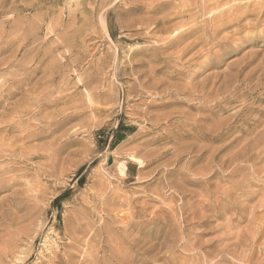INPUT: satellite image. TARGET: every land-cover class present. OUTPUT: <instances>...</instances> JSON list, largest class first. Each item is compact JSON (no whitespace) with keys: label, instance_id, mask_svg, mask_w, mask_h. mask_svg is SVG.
<instances>
[{"label":"rangeland","instance_id":"1","mask_svg":"<svg viewBox=\"0 0 264 264\" xmlns=\"http://www.w3.org/2000/svg\"><path fill=\"white\" fill-rule=\"evenodd\" d=\"M0 91V264L264 263V0H0Z\"/></svg>","mask_w":264,"mask_h":264},{"label":"bare ground","instance_id":"2","mask_svg":"<svg viewBox=\"0 0 264 264\" xmlns=\"http://www.w3.org/2000/svg\"><path fill=\"white\" fill-rule=\"evenodd\" d=\"M183 1H184V0H183ZM186 1L188 2V0H186ZM194 1H195V0H194ZM202 1H203V0H202ZM181 2H182V1H181ZM210 2H211V1H210ZM210 2H209V3H210ZM214 2H215V1H214ZM138 3H140V2H138ZM164 3H165V2H164ZM167 3H168V2H167ZM169 3H170V2H169ZM171 3H172V2H171ZM215 3H216V2H215ZM218 3H219V2H218ZM135 4H136V2H135ZM157 4H159V3H157ZM161 4H162V3H161ZM201 4H202V2H201ZM201 4H199V6H201ZM212 4H213V3H212ZM216 4H217V3H216ZM137 5L140 6V4H137ZM173 5H174V4H173ZM187 5H188V4H187ZM187 5H186V6H187ZM196 5H197V4H196ZM196 5H195V6H196ZM205 5H207V3H205ZM134 6H135V5H134ZM171 6H172V5H171ZM171 6H170V7H171ZM176 6H177V5H176ZM199 6H198V7H199ZM213 6H214V5H213ZM213 6L210 5L209 7L212 8ZM132 7H133V6H132ZM173 7H174V6H173ZM177 7H178V6H177ZM196 7H197V6H196ZM207 7H208V6H207ZM207 7H205L204 5H202L201 8H200V10H201V11H205V9H206ZM136 8H137V7H136ZM155 8H156V7H155ZM178 8H179V7H178ZM180 8H181V6H180ZM182 8H184V6H183ZM186 8H187V7H186ZM186 8H185V9H186ZM210 8H209V9H210ZM215 8H216V6H215ZM219 8H221V7H219ZM92 9H93V8H92ZM171 9L174 10V8H171ZM185 9H184V10H185ZM209 9H208V10H209ZM213 9H214V7H213ZM213 9H212V11H213ZM150 10H151V9H150ZM194 10H195V9H194ZM146 11H147V10H146ZM146 11H145V12H146ZM148 11H149V10H148ZM162 11H163V10H162ZM174 11H175V10H174ZM187 11H188V10H187ZM187 11H183L182 13H181V12H180V13H181V14H185ZM191 11H192V10H191ZM210 11H211V9H210ZM170 12H171V11H170ZM216 12H217V10H216ZM226 12H227V11H226ZM154 13H155V12H154ZM176 13H177V11H176ZM198 13H199V12H198ZM171 14H172V12H171ZM187 14H188V13H187ZM209 14H210V13H209ZM219 14H220V13H219ZM222 14H223V13H222ZM225 14H226V13H225ZM147 15H148V14H147ZM149 15H150V14H149ZM167 15H168V14H167ZM185 15H186V14H185ZM220 15H221V14H220ZM154 16H155V15H154ZM176 16H177V15H176ZM176 16H175V17H176ZM192 16H193V15H192ZM205 16H207V13H206ZM223 16H224V15H223ZM223 16H222V17H223ZM149 17H150V16H149ZM164 17H165V16H164ZM183 17H184V16H183ZM219 17H220V16H219ZM141 18L144 19L145 17L143 16V17H141ZM151 18H152V17H151ZM153 18H157V17H153ZM161 18H162V17H161ZM161 18H159V19H161ZM166 18H167V20H168V16H166ZM208 18H209V17H208ZM216 19H217V16H213V17L211 18V20H214V21H215ZM155 20H156V19H155ZM157 20H158V19H157ZM188 20H189V19H188ZM188 20H187V21H188ZM190 20H191V19H190ZM193 20H194V19H193ZM207 20H208V19H207ZM207 20H206V21H207ZM209 20H210V19H209ZM137 21H138V20H137ZM137 21H136V22H137ZM140 21H141V19H140ZM144 21H146V20H144ZM163 21H164V20H163ZM163 21H162V22H163ZM147 22H148V21H147ZM158 22H159V21H158ZM182 22H185V21L183 20ZM192 22H193V21H192ZM194 22H195V21H194ZM203 22H205V21H203ZM210 22H211V21H210ZM133 23H134V22H133ZM141 23H142V22H141ZM141 23H140V24H141ZM145 23H146V22H145ZM177 23H178V22H177ZM179 23H180V22H179ZM211 24H213V23H211ZM129 25H130V24H129ZM145 25H148V24H145ZM167 25H169V24H167ZM187 25H188V24H183V23L180 24V25H171V24H170V26L167 27V28H162L161 30L158 29L159 31L157 32V34H158V33H161V34H162V33H164V34L166 33V34H170V36H171V39H170V40L168 39L166 42H165V41H162V42H164V43H163V44H162V43L160 44V45H161L160 48H161V49H167V48L170 49V47L173 48V46H176V45H178V44H181V40H182L183 38H186V37L190 36V34L194 31V28H192V27H188V28H187V27H186ZM200 25H201V24H200ZM127 26H128V25H127ZM130 26H131V25H130ZM130 26H129V27H130ZM138 26H139V25H138ZM140 26H141V25H140ZM193 27H194V26H193ZM199 27H200V26H199ZM202 27H203V25H202ZM124 28H125V27H124ZM131 28H132V26H131ZM150 28H151V26H150ZM217 28H218V27H217ZM156 29H157V26H156ZM127 30H129V28H128ZM204 30H205V29H204ZM206 30H207V29H206ZM212 30H214V29H212ZM217 30H218V29H217ZM152 31H153V30H152ZM152 31H150V32H152ZM215 31H216V30H215ZM134 32H135V31H134ZM139 32H140V31H139ZM212 32H213V31H212ZM212 32H211V33H212ZM144 33H145V32H144ZM137 34H140V33H137ZM149 34H150V33H149ZM153 34H154V33L152 32L151 35H153ZM193 34H194V33H193ZM196 34H197V33H196ZM206 34H207V33H206ZM212 34H215V33H212ZM147 35H148V34H147ZM162 35H163V34H162ZM202 35H203V34H202ZM202 35H200V36L202 37ZM138 36L140 37V35H138ZM210 36H211V35H210ZM165 37H166V36H165ZM207 37H208V36H207ZM193 38H194V37H193ZM146 39H147V38H146ZM156 39H157V38H156ZM191 39H192V38H191ZM202 40L208 41V40L205 39V38L196 37V38L193 39L191 42H190V41H189L188 43L185 42V43H184L185 45L181 48L180 51H179L180 48H178V53H177V54H178L179 57L181 58L185 53H188L189 50H191V49H192L197 43H199V42L202 41ZM155 41H156V40H155ZM160 41H161V40H160ZM183 42H184V41H183ZM155 46L157 47V45H155ZM158 46H159V45H158ZM180 46H181V45H180ZM174 48H175V47H174ZM157 50H158V49H157ZM155 51H156V49H155ZM159 52H160V49H159ZM162 52H163V51H162ZM165 52H166V51H165ZM157 53H158V52H157ZM163 53H164V52H163ZM160 54H161V53H160ZM168 55H169V54H168ZM174 55H176V54H174ZM178 55H177V56H178ZM171 56H172V55H171ZM199 57H200V56H199ZM199 57H198V58H199ZM129 58H130V57H129ZM175 58H177V57H175ZM152 59H153V58H152ZM204 59H206V58H204ZM201 63H202V62H201ZM196 64H197V63H196ZM199 64H200V63H199ZM196 66H197V65H196ZM205 66H206V63H205V62H203V66H200V65H199L200 70L203 69ZM196 68H197V67H196ZM197 70H198V69H197ZM188 74H189V73H188ZM186 76H187V75H186ZM189 76H190V75H189ZM234 76H235V75H234ZM233 78H234V77H233ZM190 79H191V78H190ZM235 79H236V76H235ZM9 80H10V79H9ZM9 80H8V81H9ZM13 80H15V79H13ZM10 81H11V80H10ZM18 82H19V80H18ZM12 83H13V82H12ZM79 83H80V82H79ZM2 84H3V83H2ZM9 84H10V83H9ZM14 84L17 85V82L14 83ZM37 84H38V83H37ZM47 84H48V83H47ZM187 84H188V83L184 84L185 88H187L189 85L191 86V84H189V85H187ZM203 84H204V83H203ZM197 85H198V84H197ZM197 85H196V86H197ZM5 86H6V85H5ZM13 86H14V85H13ZM17 86H18V85H17ZM37 86H38V85H37ZM198 86H199V85H198ZM215 86H216V85H215ZM35 87H36V86H35ZM192 87H193V86H192ZM15 88H16V87H15ZM33 88H34V87H33ZM38 88H39V87H38ZM41 88H42V87H41ZM183 88H184V87H182V89H183ZM197 88H198V87H197ZM200 88H201V87H200ZM42 89H43V88H42ZM45 89H46V87H45ZM189 89H190V88H189ZM195 89H196V88H195ZM202 89H203V88H202ZM202 89H201V90H202ZM204 89H205V88H204ZM35 90H37V88H36ZM35 90L33 89V91H35ZM198 90H199V89H198ZM205 90H207V89H205ZM211 90H212V89H211ZM216 90H217V89H216ZM216 90H215V91H216ZM219 90H220V89H219ZM1 91H3V90L1 89ZM1 91H0V92H1ZM9 91H10V90H9ZM30 91L33 92L32 90H30ZM30 91H28V93H30ZM189 91H191V90H189ZM193 91H196V90H193ZM202 91H203V90H202ZM199 92H200V90H199ZM199 92H196V93L198 94ZM211 92H212V91H210V92H208V93H211ZM4 93H5V90H4ZM10 93H11V92H10ZM26 93H27V92H26ZM200 93H201V92H200ZM205 93H206V92H205ZM208 93H207V94H208ZM13 94H14V93H13ZM184 94H185V93H184ZM187 94H190V92L187 93ZM191 94H192V93H191ZM191 94H190V95H191ZM193 94H194V93H193ZM201 94H203V92H202ZM11 95H12V94H11ZM29 95H30V94H29ZM199 95H200V94H199ZM0 96H1V95H0ZM5 96H6V95H4V99H5ZM26 96H27V95H26ZM65 96H66V95H65ZM71 96H72V95H71ZM195 96H196V94H195ZM204 96H205V95H204ZM9 97H10V96H9ZM11 97H12V96H11ZM58 97H59V96H58ZM63 97H64V96H63ZM68 97H69V96H68ZM60 98H61V97H60ZM60 98H59V99H60ZM202 98H203V97H202ZM65 99H66V98H65ZM1 100H2V99H1ZM204 100H206V99H204ZM68 101H69V100H68ZM68 101H67V102H68ZM166 101H167V100H166ZM206 101H207V100H206ZM1 102H2V101H1ZM52 102H53V101H52ZM163 102H164V101H163ZM168 102H170V101H168ZM42 104H43V103H42ZM45 104H46V103H45ZM166 106H167V105H166ZM73 108H74V107H73ZM69 109H70V108H69ZM208 109H209V108H208ZM67 110H68V108H67ZM174 110H175V109H174ZM75 111H76V109H75ZM67 112H68V111H67ZM69 112L71 113V111H69ZM17 113L19 114V112H17ZM20 114H21V113H20ZM61 114H62V113H61ZM74 114L77 115V113H74ZM165 114L167 115L168 113H165ZM165 114H163V115H165ZM0 115H1V114H0ZM5 115H6V114H5ZM8 115H9V114H8ZM58 115H59V113H58ZM69 115H70V114H69ZM163 115H162V117H163ZM166 115H165V117H167ZM2 116H3V115H2ZM2 116H1V117H2ZM18 116H19V115H18ZM20 116H21V115H20ZM158 116H159V115H158ZM158 116H156V118H157ZM209 116H210V115H209ZM1 117H0V118H1ZM3 117H4V116H3ZM71 117H73V116H71ZM75 117H76V116H75ZM151 117H152V116H151ZM153 117H154V116H153ZM165 117H164V118H161V119H156V118H155V119L153 118V119L156 120V121L158 120V121L156 122V125H158V123H159L161 120L166 121V118H165ZM168 117H169V115H168ZM168 117H167V118H168ZM12 118H13V117H12ZM14 118H16V117H14ZM18 118H20V117H18ZM68 118H70V117H68ZM206 118H207V117H206ZM2 119H3V118H1L0 121H1ZM20 119H21V118H20ZM20 119H19V120H20ZM153 119H152V120H153ZM203 119H204V118H203ZM203 119H202V120H203ZM207 119H208V118H207ZM210 119H211V118H210ZM9 120H11V119H9ZM176 120H177V119H176ZM202 120H201V119L195 120V122H194L193 124H194L195 126H197L196 124L198 123V125H199V122L202 121ZM16 121H18V120H16ZM171 121H173V120H171ZM174 121H175V119H174ZM193 121H194V120H193ZM204 121H205V120H204ZM1 122H2V121H1ZM4 122H6V121L4 120ZM4 122H2V125L4 124ZM14 122H15V120H14ZM147 122H148V121H147ZM8 123H9V122H8ZM18 123H19V122H18ZM18 123H17V124H18ZM27 123H28V122H27ZM27 123H26V125H27ZM168 123H169V122L167 121L166 124H168ZM175 123H176V122H175ZM201 123H202V122H201ZM11 124H12V123H11ZM36 124H38V123H36ZM147 124H148V123H147ZM4 125H5V124H4ZM12 125H13V124H12ZM29 125H30V124H28V127H29ZM31 125H33V124H31ZM31 125H30V126H31ZM174 125H175V124H174ZM178 125H179V124H178ZM201 125H202V124H200L199 127L203 128L204 126L202 127ZM204 125H206V124H204ZM23 126H24V125H23ZM149 126H150V125H149ZM206 126H208V125H206ZM217 126H218V125H217ZM217 126H216V129H217V130L214 129L215 131L211 130V129H212L211 126H210L211 129H210V128H206V127H205V129H204V128H203V129H200L199 127H197V128H199V130H202V131L200 132V134H199L198 137H199L200 139H203V140H208V141L211 140L212 138L208 137L207 134H208V135H210V133L216 134L217 132H218V134L221 133V130L218 129ZM3 127H4V126H3ZM13 127H14V126H13ZM32 127H33V126H32ZM193 127H194V126H193ZM33 128H35V127H33ZM36 128H37V127H36ZM150 128H151V127H150ZM158 128H159V127H158ZM178 128H179V127H178ZM214 128H215V127H214ZM3 129H4V128H3ZM7 129H8V128H7ZM30 129H31V127H30ZM37 129H38V128H37ZM37 129H36V130H37ZM39 129H40V128H39ZM162 129H163V128H162ZM185 129H186V128H185ZM5 130H6V129H5ZM13 130H14V128H13ZM41 130H42V129H41ZM48 130H49V129H48ZM150 130H151V129H150ZM223 130H224V129H223ZM1 131H2V130H1ZM11 131H12V130H11ZM17 131H18V130H17ZM33 131H35V130H33ZM33 131H32V132H33ZM49 131H51V130H49ZM166 131H167V130H166ZM2 132H3V131H2ZM18 132H19V131H18ZM21 132H23V131H21ZM36 132H37V131H36ZM41 132H42V131H41ZM47 132H48V131H47ZM167 132H168V131H167ZM179 132H180V131H179ZM263 132H264V131H263ZM44 133H45V132H44ZM44 133H43L42 135H44ZM177 133H178V132H177ZM180 133H181V132H180ZM30 134H31V135H29V134H28V135H22L21 139H27L28 137H30V136H32V135L34 136L33 133H30ZM36 134H37V133H36ZM160 134H161V133H160ZM169 134H170V132H169ZM197 134H198V133H197ZM218 134H217V135H218ZM221 134H222V133H221ZM11 135H12V134H11ZM0 136H1V135H0ZM3 136H4V135H3ZM9 136H10V135H9ZM13 136H14V137H17V136H19V135H17V136H16V135H12V137H10L11 140L13 139ZM176 136H177V135H176ZM1 137H2V136H1ZM4 137H5V136H4ZM7 137H8V136H7ZM19 137H20V136H19ZM35 137H36V136H35ZM41 137H42V136H40V138H41ZM167 137H168V136H167ZM167 137H166V138H167ZM174 137H175V136H174ZM185 137H186V136H185ZM262 137H263V136H262ZM2 138H3V137H2ZM166 138H165V136H162V135H161V136H160L158 139H156L154 142H156L157 140H161V139L163 140V139H166ZM177 138H178V137H177ZM179 138H180V137H179ZM0 139H1V138H0ZM29 139H30V138H29ZM34 139H35V138H34ZM195 139H196V138H195ZM197 139H198V138H197ZM8 140H9V139H8ZM8 140H7V141H8ZM191 140H193V139H191ZM3 141H5V139H4ZM17 141H18V140H17ZM30 141H31V140H30ZM173 141H175V140H173ZM20 142H21V141H20ZM20 142L18 141V143H20ZM23 142H24V140H23ZM177 142H178V141H177ZM182 142H183V141H182ZM196 142H197V141H196ZM199 142H200V141H199ZM6 143H7V142H6ZM24 143H25V142H24ZM24 143H23V144H24ZM26 143H27V142H26ZM10 144H11V143H10ZM23 144H22L21 146H23ZM190 144H192V143L190 142ZM190 144H187L186 146L188 147V145H190ZM11 145H12V144H11ZM194 145H196V144H194ZM1 146H3V145H1ZM21 146H20V147H21ZM176 146H177V144H176ZM182 146H184V145H182ZM206 146H207V145H206ZM16 147L20 148L19 145L16 146ZM23 147H24V146H23ZM193 147H194V146H193ZM199 147H200V146H199ZM203 147H204V146H203ZM1 148H2V147H1ZM3 148H4V147H3ZM5 148H6V146H5ZM166 148H167V147H166ZM166 148H165V149H166ZM168 148H169V147H168ZM168 148H167V149H168ZM176 148L180 149L181 147H180V148H179V147H175L174 149H176ZM201 148H202V147H201ZM205 148H206V147H205ZM11 149H12V148H11ZM16 149H17V148H16ZM169 149H170V148H169ZM171 149H173V148H171ZM174 149H173V150H174ZM207 149H209V151H210V147H209V148L207 147ZM207 149H204V150H207ZM215 149H216V148H215ZM0 150H1V149H0ZM4 150H5V149H4ZM204 150H203V151H204ZM213 150H214V149H213ZM213 150L210 151V154H211V152H212ZM219 150H220V149H219ZM14 151H16V150H14ZM23 151H25V150H23ZM161 151H162V150H161ZM169 151H171V150H169ZM209 151H208V152H209ZM214 151H215V150H214ZM12 152H13V150H12ZM176 152H177V151H176ZM176 152H175V154H177V153L179 154V152H177V153H176ZM196 152H197V151H196ZM216 152H218V151H216ZM4 153H5V152H4ZM14 153H15V152H13V154H14ZM16 153L19 154L18 151H17ZM16 153H15V154H16ZM166 153H167V152H166ZM187 153H190V152H187ZM194 153H195V152H194ZM175 154H174V157H175ZM197 154H198V153H197ZM204 154H205V153H204ZM214 154H215V153L213 152V155H214ZM4 155H5V154H4ZM190 155H191V154H190ZM15 156H16V155H15ZM178 156H180V154H179ZM214 156H215V155H214ZM6 157L9 158V156H6ZM6 157H5V158H6ZM11 157H12V156H11ZM176 157H177V155H176ZM209 157H210V156H209ZM211 157H212V156H211ZM19 158H20V157H19ZM197 158H198V157H197ZM0 159H2V158H0ZM208 160L210 161L211 159H208ZM3 161H4V160H3ZM191 161H192V160H191ZM206 161H207V160H206ZM188 163H189V162H188ZM206 163H208V161H207ZM227 163H228V162H227ZM208 164H209V163H208ZM213 164L216 165V163H213ZM223 164H224V163H221L219 166H218V164H217V166H218V167H222ZM225 164H226V163H225ZM236 164H237V163H236ZM25 165H26V164H25ZM143 165H144V164H143ZM233 165H234V164H233ZM231 166H232V164H231ZM231 166L229 165L230 168H231ZM208 167H209V166H208ZM211 167H212V166H211ZM251 167H252V166H251ZM212 168H214V167H212ZM223 168L225 169V167H223ZM204 169H206V168H204ZM204 169H203V170H204ZM237 169H238V168H237ZM208 170H209V169H208ZM210 170H211V169H210ZM210 170H209V171H210ZM222 170H223V169H222ZM187 171H188V170H187ZM211 171H212V170H211ZM211 171H210V172H211ZM218 171H219V170H218ZM1 172H2V171H1ZM5 172H6V171H5ZM200 172H201V171H200ZM205 172H206V170H205ZM205 172H204V173H205ZM224 172H225V171H224ZM227 172L229 173V171H227ZM233 172H234V171H233ZM233 172H232V173H233ZM196 173H197V172H196ZM198 173H199V172H198ZM207 173H208V172H207ZM221 173H222V171H221ZM225 173H226V172H225ZM225 173H224V174H225ZM232 173L230 172V173L227 174V175H228V176H231ZM253 173H254V172H253ZM0 174H1V173H0ZM4 174H5V173H4ZM192 174H193V173H192ZM211 174H212V173H211ZM2 175H3V172H2ZM2 175H1V177H3ZM200 175H202V174H200ZM207 175H208V174H207ZM213 175H214V174H213ZM227 175H226V176H227ZM195 176L197 177V175H195ZM204 176H205V175H204ZM226 176H224V177L226 178ZM191 177H192V176H191ZM193 177H194V176H193ZM201 177H202V176H201ZM205 177H206V176H205ZM222 177H223V176H222ZM231 177H232V176H231ZM219 179H220V178H219ZM9 180L11 181V179H9ZM189 181H190V180H189ZM189 181H188V183H189ZM207 181H209V180L207 179ZM207 181H206V182H207ZM243 181H244V180H243ZM245 181H246V180H245ZM218 182H219V181H218ZM7 183H8V182H7ZM208 183H209V182H208ZM208 183H207V184H208ZM224 183H225V182H224ZM237 183L239 184V182H237ZM10 184H11V183H10ZM207 184H206V185H207ZM227 184H228V183H227ZM230 184H231V183H230ZM209 185H210V184H209ZM212 185L215 186L216 184L213 183V184H211V186H212ZM234 185H236V184H234ZM249 185H250V184H249ZM242 186H243V185H242ZM209 187H210V186H209ZM217 187H218V186H217ZM230 187H231V186H230ZM239 187H240V186H239ZM243 187H245V186H243ZM247 187H248V186H247ZM207 188H208V187H207ZM215 188H216V187H215ZM220 188H221V187H220ZM208 189H209V188H208ZM208 189H207V190H208ZM213 189H214V188H213ZM217 189H219V187H218ZM242 189H243V188H242ZM228 190H229V189H228ZM240 190H241V189H240ZM244 190H245V189H244ZM209 191H210V190H209ZM217 191H218V190H216L215 192H217ZM223 191L225 192V191H227V190H224V189H223ZM223 191H222V192H223ZM229 191H231V190H229ZM201 192H202V191H201ZM220 192H221V191H220ZM205 193H206V192H205ZM240 193H241V192H240ZM248 193H249V192H248ZM209 194H210V193H209ZM237 194H238V192L236 193V195H237ZM251 194H252V192H251ZM220 195H221V196H220ZM220 195H219V197H221V199H225V198H223L224 193H220ZM226 195H227V193H226ZM228 195H229V194H228ZM240 195H241V194H240ZM200 196H201V195H200ZM202 196H203V194H202ZM242 196H243V195H242ZM209 197H210V196H209ZM224 197H225V196H224ZM216 199H217V198H216ZM216 199H215V200H216ZM235 199H236V198H235ZM238 199H239V197H238ZM262 199H263V198H262ZM202 200H203V199H202ZM206 200H207V198H206ZM215 200H213V201H215ZM232 200H233V199H232ZM263 200H264V199H263ZM204 201H205V200H204ZM207 201H208V200H207ZM216 201H217V200H216ZM219 201H220V200H219ZM219 201H218V202H219ZM227 201H228V200H227ZM229 201H230V200H229ZM234 201H235V200H234ZM240 201H241V200H240ZM210 202H211V201H210ZM231 202H232V201H231ZM235 202H237V201H235ZM235 202H234V203H235ZM260 202H261V201H260ZM208 203H209V202H208ZM213 203H214V202H213ZM221 203H222V201H221ZM224 203H225V202H224ZM224 203H223V204H224ZM227 203H228V202H227ZM227 203H225V205H226V209H227V206L232 207L231 205H232L233 203H232V204H227ZM240 203H241V202H240ZM262 203H264V202H262ZM197 204H198V203H197ZM200 204H201V203H200ZM211 204H212V203H211ZM216 204H217V203H216ZM208 205H209V204H208ZM208 205H205V203H203L202 206H201V208H202V209H207V210H208V209H209V206H210V205H209V206H208ZM239 205H240V204H239ZM246 205H247V204H246ZM260 205L262 206V204H260ZM260 205H259V203H258L257 206L260 207ZM234 206H235V204H234ZM241 206H243V204H242ZM244 206H245V205H244ZM196 207H198V206H196ZM216 207H217V206H216ZM236 207H237V206H236ZM238 207H239V206H238ZM246 207H248V206H246ZM193 208H194V207H193ZM221 208H222V207H221ZM223 208H224V206H223ZM233 208H234V207H233ZM239 208H240V207H239ZM244 208H245V207H244ZM196 209H200V208H196ZM196 209H194V211H195ZM212 209H213V207H212ZM247 209H248V208H247ZM200 210H201V209H200ZM210 210H211V207H210ZM224 210H225V209H224ZM251 210H252V209H251ZM213 211H214V214H213V213H212V214H213L214 216H220V214H218V212H215V208L212 210V212H213ZM252 211H253V210H252ZM183 212H184V211H183ZM242 212H243V211H242ZM192 213H193V212H192ZM194 213H195V212H194ZM194 213H193V216H194ZM184 214L186 215V213H184ZM195 214H198V213H195ZM250 214H251V213H250ZM199 215L201 216L200 213H199ZM202 215H203V214H202ZM204 215H205V214H204ZM234 215H235V214H234ZM236 215H237V214H236ZM240 215H241V214H240ZM188 216H189V215H188ZM193 216H191V217H193ZM196 217H197V216H196ZM232 217H233V216H232ZM193 218H194V217H193ZM215 218H216V217H215ZM233 218H234V217H233ZM261 218H262V217H261ZM194 219H195V218H194ZM237 219H239V218H237ZM235 221H236V220H235ZM254 221H255V220H254ZM263 223H264V220H263ZM195 224H197V223H195ZM229 225H230V224H229ZM258 226H259V225H258ZM228 227H229V226H228ZM228 227H227V228H228ZM255 228H256V227H255ZM257 229L260 231L261 229H263V226H261L260 228H257ZM263 231H264V230H263ZM260 232H261V231H260ZM227 234H228V233H227ZM227 234H226V235H227ZM261 234H262V232H261ZM251 236H252V235H251ZM260 236H261V235L259 234L258 237H260ZM227 238H228V237H227ZM246 238H247V237H246ZM250 238H251V237H250ZM254 238H255V237H254ZM244 240H245V239H244ZM246 240H247V239H246ZM246 240H245V241H246ZM251 240H252V239H251ZM258 240H259V239H258ZM247 241H248V240H247ZM249 242H251L250 239H249ZM262 242H263V241H262ZM228 243H229V242H228ZM228 243H227V245H228ZM233 243H235V242H233ZM233 243H232V244H233ZM244 243H245V242H244ZM251 243H252V242H251ZM237 244H238V243H237ZM240 244H241V243H240ZM245 244H246V243H245ZM245 244H244V246H245ZM249 244H250V243H249ZM249 244H247V245H249ZM233 245H234V244H233ZM247 245H246V246H247ZM251 245H252V244H251ZM223 246H224V245H222V247H223ZM244 246L242 247L243 249H244ZM252 246H253V245H252ZM255 247H256V246H255ZM255 247H254V248H255ZM234 248H235V247H234ZM234 248L232 249L233 251H234ZM242 248L240 247L238 250H242ZM252 248H253V247H251V250H252ZM246 249H247V248H246ZM221 250H223V249H220L219 251L221 252ZM236 250H237V249H236ZM249 250H250V249H249ZM253 250H254V249H253ZM223 251H225V250H223ZM233 251H232V252H233ZM230 252H231V249H230ZM232 252H231V255H234ZM238 252H239V251H238ZM238 252H237V253H238ZM240 252H242V251H240ZM235 254H236V253H235ZM242 254H243V253H242ZM255 254H256V252H255ZM255 254H254V255H255ZM262 254H263V253H262ZM221 255H222V254H221ZM221 255H220V256H221ZM247 255H248V254H247ZM234 256H235V255H234ZM236 256L238 257L239 255L236 254ZM252 256H253V255H252ZM259 256H260V255H258V257H259ZM239 257H240V256H239ZM241 257H242V256H241ZM243 257L245 258V256H243ZM260 257H261V256H260ZM260 257H259V258H260ZM220 258H221V257H220ZM220 258H219V259H220ZM249 258H250V257H249ZM252 258H254V257H252ZM259 258H257V259H259ZM223 259H224V258H223ZM246 259H247V258H246ZM246 259H245V260H246ZM250 259H251V258H250ZM225 260H226V259H225ZM227 260H228V259H227ZM255 260H256V259H255ZM217 261H218V260H217ZM220 261H221V260H220ZM243 261H244V259H243ZM263 261H264V260H263ZM263 261H262V262H263ZM218 262H219V261H218ZM251 262H252V260H251ZM251 262H250V264H251ZM257 262H258V261H256V263H257ZM247 263H249V262H247ZM260 263H261V262H259V264H260ZM214 264H216V262H215ZM244 264H245V263H244ZM252 264H253V263H252ZM254 264H255V262H254ZM263 264H264V263H263Z\"/></svg>","mask_w":264,"mask_h":264}]
</instances>
